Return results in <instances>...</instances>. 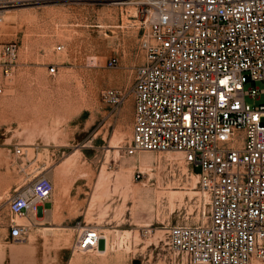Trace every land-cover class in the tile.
Here are the masks:
<instances>
[{
	"label": "rangeland",
	"instance_id": "rangeland-1",
	"mask_svg": "<svg viewBox=\"0 0 264 264\" xmlns=\"http://www.w3.org/2000/svg\"><path fill=\"white\" fill-rule=\"evenodd\" d=\"M129 1L0 0V42L18 45L10 76L0 67V264H186L165 228L206 209L196 176L179 152L123 151L143 60L136 7L119 4ZM106 88L128 93L119 108L102 101ZM37 177L52 183L50 200L35 221L11 215L9 196ZM18 219L31 223L13 239ZM85 226L103 234V249L72 248Z\"/></svg>",
	"mask_w": 264,
	"mask_h": 264
},
{
	"label": "built area",
	"instance_id": "built-area-1",
	"mask_svg": "<svg viewBox=\"0 0 264 264\" xmlns=\"http://www.w3.org/2000/svg\"><path fill=\"white\" fill-rule=\"evenodd\" d=\"M119 4L136 7L143 58L128 91L133 120L124 154L181 153L206 205L198 207L196 223L165 228L168 249L186 264H264V0ZM17 53L15 41L0 42L5 77ZM115 64L116 58L107 62ZM48 73H55V65ZM128 93L106 88L101 99L117 109ZM14 153L21 155V148ZM52 192V183L37 177L9 196L8 211L35 215ZM8 231L19 239L27 228L11 221ZM101 239L97 228L85 226L72 248L89 252Z\"/></svg>",
	"mask_w": 264,
	"mask_h": 264
},
{
	"label": "bare ground",
	"instance_id": "bare-ground-1",
	"mask_svg": "<svg viewBox=\"0 0 264 264\" xmlns=\"http://www.w3.org/2000/svg\"><path fill=\"white\" fill-rule=\"evenodd\" d=\"M62 48V47H61ZM30 219L32 220V221H35L36 219H37V213L35 214V215H31L30 216ZM31 220H26V219H24V220H17L18 221V224L19 223H21V224H30L31 223ZM103 235V234H102ZM104 237V236H103ZM101 240H105V238H102ZM98 244H99V242H98ZM98 244H97V247H96V251L98 250ZM85 254V253H84Z\"/></svg>",
	"mask_w": 264,
	"mask_h": 264
},
{
	"label": "crops",
	"instance_id": "crops-1",
	"mask_svg": "<svg viewBox=\"0 0 264 264\" xmlns=\"http://www.w3.org/2000/svg\"><path fill=\"white\" fill-rule=\"evenodd\" d=\"M101 241H102V240H100V241H99V244H98V246H99V250L104 248V243L102 244V247H101ZM102 242H103V241H102ZM106 248H107V245L105 246V251H106Z\"/></svg>",
	"mask_w": 264,
	"mask_h": 264
}]
</instances>
